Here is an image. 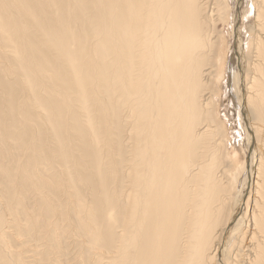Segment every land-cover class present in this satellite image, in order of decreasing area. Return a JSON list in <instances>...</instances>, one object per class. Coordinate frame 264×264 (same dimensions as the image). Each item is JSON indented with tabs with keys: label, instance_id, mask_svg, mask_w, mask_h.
Here are the masks:
<instances>
[{
	"label": "bare ground",
	"instance_id": "obj_1",
	"mask_svg": "<svg viewBox=\"0 0 264 264\" xmlns=\"http://www.w3.org/2000/svg\"><path fill=\"white\" fill-rule=\"evenodd\" d=\"M230 3L0 0V205L19 227L25 188L53 263L264 264V0L245 2L248 40ZM213 74L233 99L241 84L254 139L243 217L208 116Z\"/></svg>",
	"mask_w": 264,
	"mask_h": 264
},
{
	"label": "rangeland",
	"instance_id": "obj_2",
	"mask_svg": "<svg viewBox=\"0 0 264 264\" xmlns=\"http://www.w3.org/2000/svg\"><path fill=\"white\" fill-rule=\"evenodd\" d=\"M245 2L246 0H231L230 8H229L230 11L228 12V15L230 16L231 14L233 20L232 24L234 22V19L237 20L238 29L239 31L243 32V39L248 40V38L250 37L249 35L254 34L253 31L250 29V27L251 25H253L252 24L253 20L255 22V14L253 12L254 10H252L251 8L252 5L250 3L245 4ZM244 10L247 16L246 14H244V19H242ZM229 19L230 17L228 18V20ZM241 22H243V25L245 26L244 30L241 28L240 25ZM228 28L229 26H227L226 24L224 27V34H223V36H225L224 45H226V47H224L223 45L221 52H222V57L224 58L225 51H227L228 47L231 46L228 57H230V60H232L234 56L237 55L238 41L236 35H234L233 38H231V42L229 41L231 44L228 42L226 44V41H228V39L230 40ZM4 61L5 59L2 56L0 58V64L4 63ZM213 63L216 64V61L213 60ZM219 64L222 66V61ZM216 70L217 69L215 68L214 71ZM213 75L214 77L213 80L210 82V86L212 88H215L216 90L211 94V97L208 101V107L210 110V115L208 114V116H210V119L213 121V125L215 126V131H214L215 138L216 137L220 138L219 141L221 143V148L218 156L219 161L223 160L226 163L228 171L233 172L236 175L238 174V177L235 180L237 182L234 184L235 186L233 192L235 193V195L238 194L237 199L239 201L237 200L236 202L238 203L241 201L239 206L240 208L238 207L237 211L239 217H243L242 215L245 214L243 207V203H244L243 199L246 198L245 195L252 188L253 176L255 171L254 163L257 162V160H254L256 159L254 156L256 153L254 149L255 148L254 139L252 140V142H249L250 136L247 133H249L250 122L247 119L245 108L243 107V99H242L243 89L241 87V84L238 87L239 93L237 94V97H234L233 99V94L235 95V92L233 90L234 88L230 83L229 76L226 74L227 78L223 80L221 78L222 76L219 78H215L216 74ZM226 85H227L226 88L228 89L225 88ZM255 123L257 126L255 133L257 134L258 137V141L256 137L255 143L258 144L257 145L258 150L262 149V151H264V143H263L264 121H260L259 118H256ZM1 156L2 155L0 153V166L3 164L9 166L11 162L5 161L4 158H2ZM242 158L244 159L245 168L244 171L240 174L239 164L242 162ZM13 166L14 164L11 165V168H13ZM250 166L253 167L252 170ZM7 191L8 190L4 192L0 191V196L3 198ZM24 191L26 190L22 186H18V189L16 191L19 197V201H18L19 203H17L19 207L26 204L24 207H22V211L20 212V214H18L20 218L22 217L20 221L21 223L19 222L18 224L19 227L17 228L15 227L13 218L6 211V204H2V206L0 205L1 216L3 218L2 220L4 222L6 221L5 224L0 225V228H2L0 232V264H55L53 263V257L55 255L52 248L53 242H51L48 237H47L48 240L46 239L47 240L46 241L45 238H43L42 236L45 233L42 231L38 232V227L35 228L37 220L31 218L29 223L25 222L24 219L25 217H23L24 215L22 212L27 211L30 214L33 213L34 215H36L39 213L40 209L37 204L34 205L35 203L28 202V196L24 194ZM2 200L4 199H1V201ZM63 208L65 209V207ZM65 210L67 211V209ZM43 241L46 244L42 243ZM245 241H247V239ZM60 242L61 244H63L64 241L60 240ZM35 248L37 250H35ZM48 253H51L49 254L50 256H47ZM68 255L69 257L61 256L59 263L65 264L64 261L62 260L63 259L65 260V258L67 259L70 258V254ZM217 259H219V261L221 260L220 257Z\"/></svg>",
	"mask_w": 264,
	"mask_h": 264
}]
</instances>
